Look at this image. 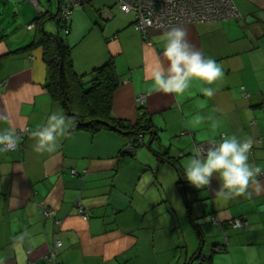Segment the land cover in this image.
<instances>
[{
	"label": "crops",
	"instance_id": "1",
	"mask_svg": "<svg viewBox=\"0 0 264 264\" xmlns=\"http://www.w3.org/2000/svg\"><path fill=\"white\" fill-rule=\"evenodd\" d=\"M234 1L240 19L175 25L186 30L196 50L223 68V76L212 85L193 79L182 96L156 90L152 79L154 70L167 67L165 33L174 26L153 28L146 37L134 26V13L114 9L118 0L107 1L106 10L99 8L108 14L106 21L113 20L105 45L75 49L83 42L73 37L71 19L70 41L65 39L73 47L76 71L89 74L112 58L121 77L114 114L132 123L148 118L158 133V139L154 133L145 134L135 155L119 156L129 141L124 134H91L70 127L58 138L54 152L35 151L33 133L51 114H66L46 88L48 67L42 49L16 51L35 38L29 30L37 29L27 25L37 17L14 35L3 23L15 1L0 0V130L14 128L19 146L0 150L3 264H174L176 259V264H186L201 244L195 250L182 244L186 250L176 253L183 241H176L174 234V194L186 211L190 199L202 227L211 219L216 226L210 241L225 244L226 251L214 254L213 264H264V177L258 174L250 182V196L230 200L218 194L221 181L215 175L201 189L187 181L185 199L177 168L154 153L166 150V157L176 158L184 171L196 142L236 135L252 140L249 163L264 171V0ZM209 86L212 97L201 92ZM145 148L154 155L141 153ZM77 200L87 218L78 212ZM44 208L51 213L46 215ZM236 218L248 227L233 228L230 222ZM208 233L205 229L204 244ZM221 233L226 234L223 243Z\"/></svg>",
	"mask_w": 264,
	"mask_h": 264
},
{
	"label": "trees",
	"instance_id": "2",
	"mask_svg": "<svg viewBox=\"0 0 264 264\" xmlns=\"http://www.w3.org/2000/svg\"><path fill=\"white\" fill-rule=\"evenodd\" d=\"M60 4L56 14L41 12L40 15L34 19V22L32 23L35 25L34 28L37 29L35 38L27 46L16 51L32 47H40L42 49V57L48 67V81L46 82V88L52 100L62 107L64 113L71 121V131L84 130L91 134H95L102 130L120 132L124 134L129 141L128 145L120 151L119 156L135 155L138 147L143 143V137L145 134L154 133L153 138L158 139V133H155L154 126L148 118L143 121L132 123L128 120L119 118L114 114V94L121 84V77L118 74L115 62L112 58L92 69L89 74H80L76 71L72 54L73 47L68 44L63 32L66 28H68L70 32V18L68 20H63L60 17ZM240 16V13L237 11L233 16L220 19L235 17L240 19ZM49 18H54L56 20L58 24L57 33L47 32L43 28L44 21ZM211 20H217V18ZM211 141L219 140L209 139L198 141L196 142V149L199 148L200 144H210ZM253 147L254 143L251 149H253ZM18 148L19 146L16 149ZM154 153L159 159H163L162 161L169 162L177 168L179 175L178 187L183 191L186 199V194H188L190 188L186 184L187 180L184 179V171L178 164V160H176V158L172 159L170 156L166 157V150H154ZM72 173L75 175L74 171H72ZM259 174L264 177V171ZM186 189H188L187 192ZM186 202L188 217L194 228L197 230L199 237L204 241L205 236L202 224L197 222L193 216V203L190 202L189 198L186 199ZM76 207L78 212L83 216H89L87 215V210L81 200L76 201ZM81 208L83 210H81ZM231 226L233 228H247L248 223L246 222L243 226L236 227L231 221ZM204 245L205 244L203 243L202 246L193 253V258L186 264H194L196 261H198L199 264H213L215 251H226L225 244L216 246L215 249L212 248L210 251H205Z\"/></svg>",
	"mask_w": 264,
	"mask_h": 264
},
{
	"label": "clouds",
	"instance_id": "3",
	"mask_svg": "<svg viewBox=\"0 0 264 264\" xmlns=\"http://www.w3.org/2000/svg\"><path fill=\"white\" fill-rule=\"evenodd\" d=\"M61 2V0H60ZM163 56L167 67H158L152 74L155 89L164 93L182 96L193 79L212 85L223 76V68L214 59L205 57L187 39L183 27L174 26L165 33ZM201 92L212 97L214 89L203 87ZM71 121L62 113H53L47 123L33 133L35 151L54 152L58 138L65 135ZM216 127V124H213ZM18 135L14 128L0 130V150H7L17 143ZM251 139H241L236 135L225 136L219 141H211L203 152L197 148L195 155L185 164L184 179L192 186L201 189L208 186L213 176L221 181L218 194L225 200L248 193V187L262 171L249 163ZM0 264L3 261L0 260Z\"/></svg>",
	"mask_w": 264,
	"mask_h": 264
},
{
	"label": "rangeland",
	"instance_id": "4",
	"mask_svg": "<svg viewBox=\"0 0 264 264\" xmlns=\"http://www.w3.org/2000/svg\"><path fill=\"white\" fill-rule=\"evenodd\" d=\"M14 1H15L14 5L16 6L14 7V9H12L13 5L10 6V10L6 16L7 19L3 23L4 25H9V28L14 31L13 33L14 35L17 32L25 31L26 24L29 23L31 20H33V18L38 17L40 15L39 11H42L45 13L48 12L51 14H56L58 11V7H59L58 0H38L39 7L36 4H34L31 0H14ZM107 1L114 2L115 0H92L91 2L86 3L85 5L75 7L72 9L69 23L71 22V19H72L71 23H72V32L74 35L73 37L75 38L77 37L79 38V40H82L83 42L82 44L77 45V47H74L75 49H79V48L86 49L90 47L99 48L100 43L105 45L106 30L113 23V20L106 21L104 18L108 14L106 12H102L104 11V9L106 10L108 8L106 7V5H108L109 2ZM99 8H104V9L100 11ZM119 8L120 7L118 4L114 6V9H119ZM134 14H132L131 16H133ZM95 21L101 22L104 25V30H102L100 27L95 25ZM104 22L108 24L105 25ZM44 23H45V27H44ZM44 23H43V28L45 29V31L52 32V33L58 32V24L54 18H49L46 21H44ZM29 32L36 33V30L35 31L29 30ZM63 32L65 34V38H67V40L70 41V38H69L70 34L68 33L69 35H67L65 31ZM147 151H150L154 155V153L149 148H145L141 153L148 154ZM171 198L173 200V203L175 204L174 214H173L174 220L176 222L175 229H174V234L176 237L175 239L176 241L178 240L183 241V243L182 242L178 243L179 246H176V253L179 252L180 248L186 250L185 246L180 247L182 246V244H186V245L188 244L190 249L195 250L200 244L202 246V244L204 243L206 239L203 241L199 237L198 232L194 228L192 222L190 221L187 211L185 207L183 206L182 202L180 201L178 194L177 196L176 194H174ZM235 220L237 221L240 219L236 218ZM232 223H233V220H232ZM215 227L212 224V219L211 221L209 220L208 224H203V227H202L203 231L205 229L209 230V233L206 235L207 241L205 242V245H204L205 251L206 250L210 251L212 248L215 249L216 246H219L217 244L215 245V243L210 241L211 240L210 236L211 235L215 236V233H214ZM225 235H226L225 233H221L219 235V239L222 243H223V240H225ZM218 253H222V252L215 251V254H218ZM176 263H177V259L175 260L174 264ZM220 264H228V263L221 261Z\"/></svg>",
	"mask_w": 264,
	"mask_h": 264
},
{
	"label": "built area",
	"instance_id": "5",
	"mask_svg": "<svg viewBox=\"0 0 264 264\" xmlns=\"http://www.w3.org/2000/svg\"><path fill=\"white\" fill-rule=\"evenodd\" d=\"M37 3L38 0H31ZM92 0H62L60 4V17L68 20L73 8L81 6ZM118 5L125 13H135L134 26L142 31L146 37L153 28H166L186 23H194L211 19L230 17L236 14L237 8L234 0H118ZM34 23L28 28H34ZM65 32H69L66 28ZM210 146L209 143L200 144L199 149L203 152ZM18 143L10 149H16ZM81 210H83L81 208ZM43 212L48 215L49 209ZM87 218V216H85ZM245 221L233 220L236 227L243 226ZM62 243L58 241V245Z\"/></svg>",
	"mask_w": 264,
	"mask_h": 264
},
{
	"label": "water",
	"instance_id": "6",
	"mask_svg": "<svg viewBox=\"0 0 264 264\" xmlns=\"http://www.w3.org/2000/svg\"><path fill=\"white\" fill-rule=\"evenodd\" d=\"M58 3L60 4V0H58ZM35 4H38V1H37V3H35ZM105 10V9H104ZM42 13H45V12H42Z\"/></svg>",
	"mask_w": 264,
	"mask_h": 264
}]
</instances>
